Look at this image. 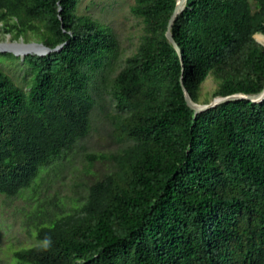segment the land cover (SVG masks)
I'll return each instance as SVG.
<instances>
[{
    "label": "trees",
    "instance_id": "trees-1",
    "mask_svg": "<svg viewBox=\"0 0 264 264\" xmlns=\"http://www.w3.org/2000/svg\"><path fill=\"white\" fill-rule=\"evenodd\" d=\"M79 2L0 0V34L62 46L22 60L32 72L28 90L0 66L2 195L18 196L90 133L91 73L119 43L78 13ZM177 3L131 6L141 42L110 92L114 135L128 144L108 157L114 168L89 187L81 208L38 226L40 244L16 251L18 260L264 264V101L195 113L183 91L208 105L264 89V0H187L171 27L183 62L166 37Z\"/></svg>",
    "mask_w": 264,
    "mask_h": 264
},
{
    "label": "rangeland",
    "instance_id": "rangeland-1",
    "mask_svg": "<svg viewBox=\"0 0 264 264\" xmlns=\"http://www.w3.org/2000/svg\"><path fill=\"white\" fill-rule=\"evenodd\" d=\"M134 2L80 0L78 13L90 15L109 27L118 40V51L106 59L101 70L91 73L90 87L95 107L89 135L79 141L74 150L41 167L33 184L18 196L0 194V264H25L15 257V252L39 245L37 228L48 223L53 215L79 210L89 187L114 168L108 157L128 144L114 135L115 102L110 92L114 78L141 42L143 25L130 10ZM0 42L8 44L13 40L10 35L2 33ZM19 59L0 52L1 68L28 90L32 72ZM206 84L212 90L211 82ZM93 156L106 158L92 160Z\"/></svg>",
    "mask_w": 264,
    "mask_h": 264
},
{
    "label": "water",
    "instance_id": "water-1",
    "mask_svg": "<svg viewBox=\"0 0 264 264\" xmlns=\"http://www.w3.org/2000/svg\"><path fill=\"white\" fill-rule=\"evenodd\" d=\"M186 1L187 0H178L175 12H174V14L170 20L169 28H168V31L166 33L167 39L176 48V50H177V52L181 58V62H183L182 52H181L180 47L178 46L177 42L175 41V39L171 33V27H172V24H173L174 20L176 19L177 15L183 10ZM260 35H262V34H260ZM255 38H256L257 42L261 43L257 37H255ZM262 45L264 46V44H262ZM61 49H62V46L58 47L57 49H50L41 42L26 43L23 38H21L19 41L10 42V44H6V42L5 43L0 42V52L12 53V54L20 57L21 60H25L27 55H33L34 54V55H38V56L43 57V56H47V55L51 54L55 50H61ZM183 91H184L188 106L192 110H194L195 113L204 112V111L210 110L212 108H216L221 104L228 103L231 101L246 100V101H250L252 103H261L264 101V89H263L261 92H259L257 94H253V95L234 94V95H230L227 97H217L208 105H199V104H196L192 101V99L190 98V96L188 95V93L184 87H183Z\"/></svg>",
    "mask_w": 264,
    "mask_h": 264
}]
</instances>
